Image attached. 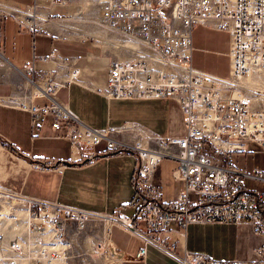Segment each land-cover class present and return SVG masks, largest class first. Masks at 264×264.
<instances>
[{"label": "built area", "instance_id": "1", "mask_svg": "<svg viewBox=\"0 0 264 264\" xmlns=\"http://www.w3.org/2000/svg\"><path fill=\"white\" fill-rule=\"evenodd\" d=\"M69 2L31 0L26 8L0 3V21L12 17L35 37L44 32L43 24L54 21L47 11ZM96 4L100 23L136 48L134 57L108 63L102 96L108 101L174 102L182 115L183 136H160L134 124L104 130L84 127L58 100L60 85L50 75H42V84L35 81L33 63L47 62L53 53L33 56L32 64L21 70L0 61L4 72L23 75L8 95L0 97V106L29 114L33 131H40L36 120H48L55 131L64 129L57 138L68 140L75 152L103 144L105 155H133L136 214L127 217L117 210L107 219L145 245H156L181 264H264V196L246 187L248 178L264 182V170L247 173L233 165V152L243 150L244 142L257 145L264 154V88L255 84L264 83V0H96ZM197 25L228 33L226 78L192 67V30ZM67 67L70 83L80 71L73 62ZM252 80L253 87L247 86ZM36 99L48 103L36 105ZM163 160L176 163L171 175L178 183L174 198L167 202L160 178ZM24 208V234L6 240L0 233V264H63L64 247L80 236L83 244L88 237L107 246L110 223L104 218L52 205L26 203ZM194 224L250 227L263 241L259 258L219 262L192 253L167 236ZM145 255L143 248L136 258Z\"/></svg>", "mask_w": 264, "mask_h": 264}, {"label": "crops", "instance_id": "2", "mask_svg": "<svg viewBox=\"0 0 264 264\" xmlns=\"http://www.w3.org/2000/svg\"><path fill=\"white\" fill-rule=\"evenodd\" d=\"M95 2L70 0L65 5L50 8L47 12L52 16L53 23L43 24L44 32L35 37L22 29L12 17L3 18L0 21V61L21 70L32 64L33 56L45 57L53 53V59L33 63L35 81L42 84V75H50L60 85L56 95L58 100L66 104L86 128L104 130L136 124L138 120L128 118L144 116L147 108L154 112L153 118L159 119L157 121L162 131L152 128L145 131L160 136H183L182 115L174 102L108 101L102 96L107 83L108 63L116 58L126 60L128 57L122 49L116 48L115 44H120L119 39L107 35L110 32L106 29L103 34L95 36L98 46L88 43L94 35L79 23L87 21ZM0 3L26 8L31 0H0ZM191 46V65L194 69L219 78L228 76L230 46L224 53L228 56L227 71L221 75L195 67L193 38ZM117 49L121 53H117ZM68 62H73L80 71L78 77L70 83H67L70 71ZM22 79L23 75L15 70L4 72L0 69V97L8 95L18 80ZM47 103L46 99L35 100L36 105ZM123 109L127 116H123ZM168 120L171 123L167 129L164 123ZM34 122L40 126L39 132L32 130L29 114L0 106V174L4 175L0 190L87 214L112 217L115 211L120 210L125 216L134 217L136 206L133 204L131 179L136 159L133 155H105L103 144L94 148L82 146L78 153L71 150L68 140L57 138L65 133L64 129L53 130L48 120ZM243 145V150L233 152V165L247 173L252 169L264 170V154L258 146L250 142H244ZM90 153L96 156L90 157ZM164 161L171 162L163 160L160 163V178ZM7 175H10L9 185L5 177ZM246 187L264 196V182L248 178ZM177 190L178 183L174 191L166 192L162 184L164 202L172 200ZM102 221L110 223L107 233L110 255L103 264H181L176 257L154 244L145 245L140 237L111 220ZM167 236L179 240L188 251L219 262L255 261L259 258L258 250L263 243L246 225L194 224L184 231L172 230ZM143 248L146 249L145 257L136 258Z\"/></svg>", "mask_w": 264, "mask_h": 264}, {"label": "rangeland", "instance_id": "3", "mask_svg": "<svg viewBox=\"0 0 264 264\" xmlns=\"http://www.w3.org/2000/svg\"><path fill=\"white\" fill-rule=\"evenodd\" d=\"M91 8V13L90 15H88V19H86L87 21H82L79 24L90 29L91 34L94 35V37H92L89 41L87 40L88 43L92 46H98V43L96 41L97 38L95 36L98 37L99 34H103L106 27H104L99 21V9L96 5V2L91 6ZM96 19H98V21ZM106 30L110 32L108 29ZM106 34H110L112 38L119 39V37L112 32ZM192 38L193 48H195L193 53L194 66L218 75L225 73L228 67V56L227 54H224L228 50L229 46L228 33L215 30L206 25H197L192 30ZM119 41L121 45L124 43L123 45H130L135 48V46L129 42H121L120 39ZM117 53L121 52L118 51ZM134 56L135 55L130 56L129 58H126V60ZM260 82L261 81H256L257 85H259V87L261 88H264V83ZM251 83H254V80L246 85L253 87ZM145 109L148 113L145 112L144 116H131L130 118H127L138 120L136 124H132L139 126L143 130L150 131L147 128H152L156 131H162V126L157 121L159 119L152 117V114H154V112L150 109ZM124 110L125 109H123V111ZM123 116H127L126 112ZM169 122L170 121L168 120L164 123V126L167 129L171 123ZM175 167L176 163L172 161H164L163 165L161 166V182L163 184L165 192L174 191V189L176 188L177 183H175L171 178V171ZM9 176L10 175L5 176L8 185L10 182ZM3 179L4 175L0 174V184H3ZM15 200H17L18 202H15ZM15 200L13 198L0 196V233L5 234L8 239L23 235L25 232V202L18 199ZM16 230H19V232L14 233V231ZM87 240L88 241H85L83 244V239L80 236V238L77 237L75 240H72L71 243L68 242V247H64V249H66L63 253V264H103L106 257L110 255L109 248L105 246L104 243L99 244V242H94L88 237Z\"/></svg>", "mask_w": 264, "mask_h": 264}, {"label": "water", "instance_id": "4", "mask_svg": "<svg viewBox=\"0 0 264 264\" xmlns=\"http://www.w3.org/2000/svg\"><path fill=\"white\" fill-rule=\"evenodd\" d=\"M20 157H22V156L20 155ZM0 195H2L4 197H7V198L18 199V200H21V201H24V202H27V203H33V204H39V205H51V204H46L44 202H39V201H36V200H33V199L23 198V197H20V196H18L16 194L4 192V191H1V190H0ZM91 215L94 216V217H98V218H104V219L109 218V216H107V215H98V214H91Z\"/></svg>", "mask_w": 264, "mask_h": 264}, {"label": "bare ground", "instance_id": "5", "mask_svg": "<svg viewBox=\"0 0 264 264\" xmlns=\"http://www.w3.org/2000/svg\"><path fill=\"white\" fill-rule=\"evenodd\" d=\"M115 46H116V48H118V49H122L123 50V54L125 55V56H127L128 58L130 57V56H133L134 54H135V49L136 48H134L133 46H130V45H121V44H115ZM120 46H122L123 48H120ZM118 49H117V51H118ZM121 59V58H120ZM121 60H125V59H121ZM261 83V82H260ZM255 84L257 85V83L255 82ZM2 191V190H1ZM5 192V191H4ZM0 196H2V195H0ZM15 200V199H14ZM15 202H18L17 200H15ZM24 202V201H23ZM17 232H19V230H16V231H14V233H17ZM2 234V233H1ZM4 236H5V238H6V240L8 239L7 237H6V235L5 234H3Z\"/></svg>", "mask_w": 264, "mask_h": 264}]
</instances>
